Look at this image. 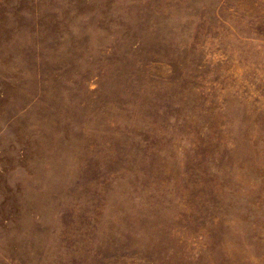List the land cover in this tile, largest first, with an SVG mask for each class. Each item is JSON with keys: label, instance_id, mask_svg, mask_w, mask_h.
<instances>
[{"label": "rangeland", "instance_id": "rangeland-1", "mask_svg": "<svg viewBox=\"0 0 264 264\" xmlns=\"http://www.w3.org/2000/svg\"><path fill=\"white\" fill-rule=\"evenodd\" d=\"M0 264H264V0H0Z\"/></svg>", "mask_w": 264, "mask_h": 264}]
</instances>
